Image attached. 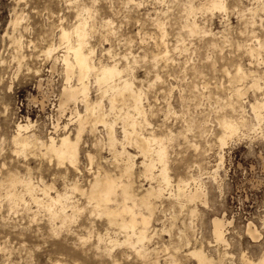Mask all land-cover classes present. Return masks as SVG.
I'll return each mask as SVG.
<instances>
[{"label":"rangeland","instance_id":"374dc122","mask_svg":"<svg viewBox=\"0 0 264 264\" xmlns=\"http://www.w3.org/2000/svg\"><path fill=\"white\" fill-rule=\"evenodd\" d=\"M212 1L0 0V184L11 175L29 174L34 184L41 179L48 184L55 182L60 191L75 182L73 170L65 171L40 156L16 155L12 137L19 124L30 121L41 140L58 138L53 127L57 125L64 74L60 64L52 69L54 58H46L44 52L59 43V27L72 28L79 11L86 7L94 14L91 24L96 27L89 42L96 62L117 64L133 76L147 98L145 106L152 125L143 124L142 133L153 131L167 138L173 185L180 179L192 182L194 178L197 181L191 189L197 186L205 192L203 200L191 206L196 209L193 216L190 206L183 209L167 200L169 196L163 204L158 203L153 220L158 232L149 244L152 255L168 247L181 264H196L187 254L202 247L215 262L242 264L243 254L257 261L264 253V111L260 127L255 126L250 105L264 97V48L259 60L252 58L247 48L257 45L256 38L264 44V0H221L223 11L213 10ZM18 16L24 20L15 28ZM107 21L112 25L102 27ZM20 37L23 47L17 53L14 40ZM163 39L168 47L166 57ZM238 66L262 77L260 91L250 89L251 78L231 84ZM235 88L246 89L244 102L232 99ZM91 93L96 99L93 84ZM104 103L108 105V100ZM69 109L71 113L74 107ZM70 113L60 122V137L65 136L63 126L70 124L69 133L76 135ZM242 115L245 132L230 138L221 150L219 138L225 133L221 122H238ZM112 119L110 115L107 121ZM92 125L87 124L83 133L81 166L96 171L102 158L109 160L112 155L93 148L97 140L105 139V132L101 127L93 132ZM254 126L259 127L257 132L251 131ZM119 127L117 136L122 139ZM128 151L137 154L134 148ZM88 153L95 156L92 167ZM221 154L223 163L214 175ZM141 162L137 159L134 176L135 193L140 196L150 186L159 188L157 179L140 176ZM101 165L120 174L115 161ZM88 169L85 178H80L84 189L89 187L85 181L91 179ZM158 171L154 169L156 176ZM74 197L85 203L81 193ZM22 205L12 210L0 187V264H148L127 247L117 248L109 257L105 243L97 250L96 236L87 242L79 240L87 237L91 227L102 236L107 233L104 218H91L89 209L82 212L74 228L59 236L53 234L44 210L31 205L29 211ZM215 218L232 223L226 227L228 249L213 240ZM249 223L260 235L256 241L247 235ZM187 240L189 247L185 246ZM224 251L231 258L223 259ZM158 258L159 264H171L165 253Z\"/></svg>","mask_w":264,"mask_h":264},{"label":"bare ground","instance_id":"6f19581e","mask_svg":"<svg viewBox=\"0 0 264 264\" xmlns=\"http://www.w3.org/2000/svg\"><path fill=\"white\" fill-rule=\"evenodd\" d=\"M211 8L216 11L225 9L221 0H213ZM93 17L94 14L90 9H86V7L81 9L78 13L77 24L69 29L63 26L59 27V43L50 45L44 52L46 58H54L52 69H56L60 64L64 74V87H62V97L59 100L57 111V125L55 124L56 126L53 127L54 134L58 138L49 136L48 141L41 140L33 132L34 124L30 121L26 124H19L14 137H12L16 155L26 158L29 155L40 156L48 160L50 164L54 163L58 168H65V171L73 170L76 175L75 182L67 183L65 188L63 187L64 189L60 191L55 182L48 184L41 179L39 184H34L30 174L27 177L11 175L0 184L3 196L12 210L22 204L29 211L32 209L31 205L44 210L49 222L47 223L53 234L56 235L70 231L82 212L89 209L91 218H104L107 233L102 236L95 232L94 227H91L87 229V237H80L79 240L87 242L96 236L97 250H101L102 243H105V252L109 257H112L117 248L127 247L137 256L147 259L148 264H159L158 255L161 253L167 254L169 263L181 264L170 253L168 247H164L161 252L155 253L154 251V255L149 248L150 242L158 232L153 228V220L159 208L158 203L163 204L165 196H169L167 200L173 201L184 209L186 206L191 207L202 201L205 192L197 186L191 189V184H196L197 181L194 178L192 182L180 179L175 186L173 185L169 174L167 138L158 136L153 131L148 134L142 133L143 124L148 127L152 126L149 123V111L145 106L147 100L145 93L136 87L133 76L126 75V71L119 65L96 62L95 50L89 42L96 27L91 24ZM23 20L22 16L16 17L15 28L21 26ZM110 25L112 22L107 21L103 23L102 27ZM255 42L257 45L247 48V53L252 58L259 60L264 44L258 38ZM161 44L164 45L166 57L168 54L167 43L163 39ZM14 45L17 53L22 50V37L15 39ZM249 78L252 81L250 89L260 91L261 82L259 81L262 77L253 72H245L241 66H238L236 74L231 78V84L244 83ZM91 84L94 85L96 93H98L96 99L92 97ZM246 94L245 88H235L232 99L240 103L244 102ZM106 99L108 105L104 103ZM41 104L44 107V101ZM71 105L74 109L70 113ZM80 107L84 109L82 110L84 113L80 112ZM250 108L257 123L255 126L260 127L261 111H264V97L256 100L250 105ZM67 113L72 114L70 121L76 125V135L72 136V132L69 133L72 125L70 124L63 126V128L65 127L62 129L65 131V136L60 137L58 136L61 130L60 122ZM110 115L113 116V119L107 121ZM89 123H93V132L97 131L99 127L103 128L105 132V139L97 140L93 144V148L99 147L112 155V158L105 159L106 161L102 158L101 164L115 161L120 169V174H113L101 164H98L96 171L81 166V141L86 125ZM118 125H120L118 129L121 130L122 139L117 136ZM221 126L225 133L219 138V143L221 150H224L227 141L243 131L246 121L242 115L238 122L223 121ZM255 126L251 128V131L259 130V127ZM129 148H134L137 154H132L128 151ZM86 158L92 167L95 163V156L88 153ZM137 159L142 160L140 176L150 181L155 179L159 181V188L150 186L144 190L142 196L135 193L134 186ZM222 163L223 155L221 154L220 164L214 170V175L218 174ZM85 169L89 170L91 178L87 179V182L85 181L89 186L87 189L82 188L80 184V178H85ZM154 169L156 171L159 169L158 176L155 175ZM69 172L71 173V171ZM77 193H81L85 197V203L80 204V201L76 200L74 195ZM195 210L191 207L189 211L191 216L195 214ZM231 224L224 218H215L212 221V237L216 245H222L227 249L230 247L226 237V227ZM247 235L253 241L258 240L260 236L252 223L248 225ZM185 246H190L189 240L186 241ZM187 256L194 259L196 264H223L222 260L215 262L216 260L210 258L202 247L189 250ZM226 258H231L227 252L223 254V259ZM241 260L242 264H264V253L257 261H253L246 254H243Z\"/></svg>","mask_w":264,"mask_h":264}]
</instances>
